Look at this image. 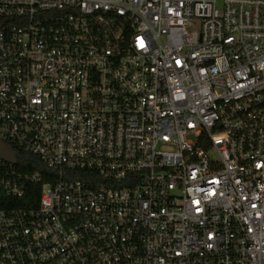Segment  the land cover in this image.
Instances as JSON below:
<instances>
[{
    "label": "built area",
    "instance_id": "2783aa9c",
    "mask_svg": "<svg viewBox=\"0 0 264 264\" xmlns=\"http://www.w3.org/2000/svg\"><path fill=\"white\" fill-rule=\"evenodd\" d=\"M0 141V264H264V0H0Z\"/></svg>",
    "mask_w": 264,
    "mask_h": 264
},
{
    "label": "trees",
    "instance_id": "16d2710c",
    "mask_svg": "<svg viewBox=\"0 0 264 264\" xmlns=\"http://www.w3.org/2000/svg\"><path fill=\"white\" fill-rule=\"evenodd\" d=\"M19 152V150H17V153ZM18 160L21 166L27 168L28 170H37L39 171L41 174L46 175V172L48 171L47 168L39 162V160L32 155H18ZM32 196H33V200L35 198L36 201V197L38 196V187H34L32 189ZM34 204V201H33Z\"/></svg>",
    "mask_w": 264,
    "mask_h": 264
},
{
    "label": "water",
    "instance_id": "95a60500",
    "mask_svg": "<svg viewBox=\"0 0 264 264\" xmlns=\"http://www.w3.org/2000/svg\"><path fill=\"white\" fill-rule=\"evenodd\" d=\"M0 157L6 161H13V149L5 142L0 141Z\"/></svg>",
    "mask_w": 264,
    "mask_h": 264
}]
</instances>
